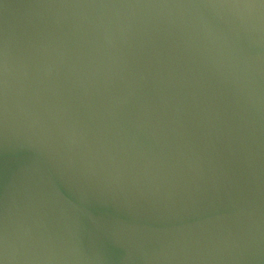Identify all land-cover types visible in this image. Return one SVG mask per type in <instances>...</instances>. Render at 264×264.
Wrapping results in <instances>:
<instances>
[{
    "label": "water",
    "instance_id": "95a60500",
    "mask_svg": "<svg viewBox=\"0 0 264 264\" xmlns=\"http://www.w3.org/2000/svg\"><path fill=\"white\" fill-rule=\"evenodd\" d=\"M0 264H264V0H0Z\"/></svg>",
    "mask_w": 264,
    "mask_h": 264
}]
</instances>
